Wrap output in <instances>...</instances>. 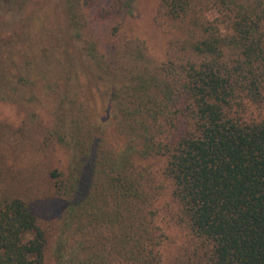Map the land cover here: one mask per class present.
Here are the masks:
<instances>
[{"label": "trees", "instance_id": "16d2710c", "mask_svg": "<svg viewBox=\"0 0 264 264\" xmlns=\"http://www.w3.org/2000/svg\"><path fill=\"white\" fill-rule=\"evenodd\" d=\"M26 4L0 0L11 44L31 39ZM69 17V52L47 36L0 65V98L28 113L0 122V264H264V0H159V61Z\"/></svg>", "mask_w": 264, "mask_h": 264}, {"label": "rangeland", "instance_id": "374dc122", "mask_svg": "<svg viewBox=\"0 0 264 264\" xmlns=\"http://www.w3.org/2000/svg\"><path fill=\"white\" fill-rule=\"evenodd\" d=\"M159 0H95L93 4L86 7H70L71 3L67 0H27L25 10L21 17L16 19L14 23L19 25L20 22L29 23L31 27L30 41H18L11 44L7 38L10 35V27L6 25V20H0V44L3 48L9 45L8 50H4L0 54V65L6 68L11 67V62L15 60V50L17 44L22 43L23 48L27 51L30 44H35L39 47L44 45L47 41V36L54 39V46L61 44L63 51H70V43L67 38V27L70 25V19L76 17L79 24L82 25L81 35L82 39L92 41L98 45V49L105 52L109 46L116 47L128 38H138L142 40L148 48L149 59L159 61L164 52L166 40L168 39L160 29H158L154 22L153 17L156 12V6ZM23 21V22H22ZM9 24L14 26V23L8 21ZM15 29V28H13ZM112 31H117L116 36L112 37ZM63 39V40H62ZM67 40V41H66ZM14 46V47H13ZM72 47H75L72 45ZM108 49L106 52H109ZM1 76V75H0ZM89 92L86 95L88 99ZM25 104L26 101H24ZM89 106L93 102L88 100ZM29 109L33 107V103H28ZM96 108L101 109L100 102L95 103ZM43 107L37 106L35 114L40 117ZM263 111V110H262ZM44 113V114H43ZM41 115V120L46 121L47 114L46 108ZM28 113L23 109L18 108L10 103L6 98H0V122L12 128L26 125L25 117ZM248 117V111L245 112ZM256 111L249 112V116L255 117ZM257 118L260 115L256 116ZM167 198V197H166ZM52 210L51 217L58 208L57 205ZM49 218V221L51 219ZM168 215L158 212L157 223L162 228L164 234L169 241L173 243V247L182 241L177 226L172 224L168 219ZM170 242H168L169 244Z\"/></svg>", "mask_w": 264, "mask_h": 264}]
</instances>
